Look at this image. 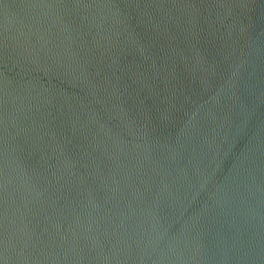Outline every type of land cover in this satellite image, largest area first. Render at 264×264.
<instances>
[{
  "label": "water",
  "instance_id": "95a60500",
  "mask_svg": "<svg viewBox=\"0 0 264 264\" xmlns=\"http://www.w3.org/2000/svg\"><path fill=\"white\" fill-rule=\"evenodd\" d=\"M84 0H0V42Z\"/></svg>",
  "mask_w": 264,
  "mask_h": 264
}]
</instances>
